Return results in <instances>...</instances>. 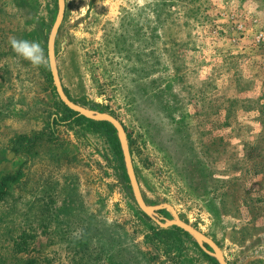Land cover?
Instances as JSON below:
<instances>
[{"label":"rangeland","instance_id":"rangeland-1","mask_svg":"<svg viewBox=\"0 0 264 264\" xmlns=\"http://www.w3.org/2000/svg\"><path fill=\"white\" fill-rule=\"evenodd\" d=\"M56 7L0 0V180L15 176L0 185V264H216L141 211L107 131L59 99ZM55 55L70 99L121 124L146 203L229 264H264V0H65Z\"/></svg>","mask_w":264,"mask_h":264},{"label":"water","instance_id":"water-1","mask_svg":"<svg viewBox=\"0 0 264 264\" xmlns=\"http://www.w3.org/2000/svg\"><path fill=\"white\" fill-rule=\"evenodd\" d=\"M65 13V0H57V12L55 19L51 25V28L49 30L48 38H47V59H48V65L49 70L52 77V82L55 87V91L59 97V99L62 101V103L68 107L69 109L73 110L74 112H77L78 114L85 116L89 119L97 120V121H107L110 123L116 130L117 138L119 141V145L121 148L122 156H123V162L126 169V174L129 180V184L131 186V190L134 196V199L138 205V207L143 211L147 216H149L152 220H154L156 223H158L161 226H177L187 233H189L193 239L198 243L200 248L213 257L218 264H229L227 260L224 258V256L214 247L212 249L207 248L204 245L205 237L194 227H192L187 222L183 221L179 218L174 208L169 205H155L151 206L146 203V201L143 198L140 185L134 170L129 145L126 139L125 132L121 126V124L116 120L111 114L89 109L85 106H82L78 103H75L72 101L68 95L66 94L62 82L60 80L57 62H56V55H55V41L57 37V33L59 30V27L61 25L62 19L64 17ZM167 208L171 211L173 218L166 221L165 223L161 222L155 215V211L161 208Z\"/></svg>","mask_w":264,"mask_h":264},{"label":"clouds","instance_id":"clouds-1","mask_svg":"<svg viewBox=\"0 0 264 264\" xmlns=\"http://www.w3.org/2000/svg\"><path fill=\"white\" fill-rule=\"evenodd\" d=\"M141 3H143V0H141ZM8 39L11 49L33 66L39 67L46 63L44 50L38 41L20 39L15 36H9Z\"/></svg>","mask_w":264,"mask_h":264},{"label":"trees","instance_id":"trees-1","mask_svg":"<svg viewBox=\"0 0 264 264\" xmlns=\"http://www.w3.org/2000/svg\"><path fill=\"white\" fill-rule=\"evenodd\" d=\"M56 12H57V7L55 9V16H56ZM55 19V18H54ZM68 95V94H67ZM69 97V96H68ZM70 98V97H69ZM67 110L70 112L71 116H75L76 118H79V119H82L84 121L87 122L88 125H91V126H94V127H103L108 135L111 137V143L113 144L115 150L121 154V149H120V145H119V141H118V138H117V133H116V130L115 128L110 124L108 123L107 121H95V120H90L88 118H85L83 117L82 115L78 114L77 112H74L73 110L71 109H68ZM15 176L13 175H7L3 178H1L0 180V185H1V191H3L5 185H6V182L7 180H10V179H14ZM127 180H128V177H127ZM0 191V198L2 196V192ZM173 228L181 231L182 233H184L185 235H188L187 232H185L184 230H182L181 228L179 227H176V226H173ZM206 257H208L209 259L213 260L216 264H218L214 258L212 257H209L205 252H202ZM24 264H35V261L33 259H30V260H27L26 262H24Z\"/></svg>","mask_w":264,"mask_h":264},{"label":"built area","instance_id":"built-area-1","mask_svg":"<svg viewBox=\"0 0 264 264\" xmlns=\"http://www.w3.org/2000/svg\"><path fill=\"white\" fill-rule=\"evenodd\" d=\"M262 34L260 33V36H261Z\"/></svg>","mask_w":264,"mask_h":264}]
</instances>
